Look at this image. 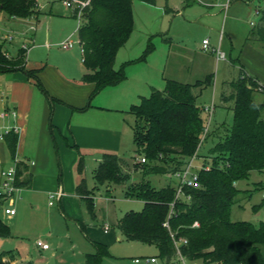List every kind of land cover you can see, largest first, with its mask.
<instances>
[{"label": "rangeland", "instance_id": "obj_1", "mask_svg": "<svg viewBox=\"0 0 264 264\" xmlns=\"http://www.w3.org/2000/svg\"><path fill=\"white\" fill-rule=\"evenodd\" d=\"M65 1L39 0L38 10L28 20L10 19L0 12V42L4 43L8 35H16L11 42V53L8 51L10 54L17 55L25 43L24 38L34 40V45H29L32 47L28 58L25 54L26 68L35 71L39 80H29L27 75L19 73L12 77V83H16L20 92L8 95L3 85L9 83V76L0 75V115L13 110L16 113V117L0 118V123L5 121L15 126L17 120L24 118L23 125L12 128L20 135L16 158H12L4 140L0 139V170H8L22 161L34 163L30 169H42L34 189H18L13 200L4 204V210L13 209L16 215L0 212L1 220L13 236L0 238V259L3 253L14 252L29 264H85L83 257L94 254L93 243H100L107 245L110 253L102 264H137L136 260L141 261L138 264H153L146 262L149 258L157 259L154 264H166L157 247L128 242L116 227L126 213L140 212L144 208L141 199L127 197L129 186L142 181L149 182L155 189L178 185V179L171 174L177 159L148 162L147 167L135 163L145 154L138 151L135 144L134 126L138 119L129 114L130 108L139 105L141 98L150 97L153 89L164 91L168 80L192 85L197 106L202 110L215 108L209 133L192 169L199 172L212 168L215 156L212 149L223 137L225 127L231 129L234 123V101L225 100L231 95V84L238 82L242 69L251 77L250 71L256 70L247 51L256 45L250 40L259 23L258 14L264 10V0H156L155 5L133 0V32L119 50L115 68L120 70L128 62L140 59L149 48L153 51L145 62L125 67L126 80L130 82L123 84L125 90L118 100L114 99L115 92H103L91 103L92 107L109 109L93 119L100 123L97 126L101 131L95 135L101 138V146L111 148L110 153L125 161L121 169L124 175L130 176L124 186L115 187L113 192L97 185L94 179L103 155L109 152L85 150L72 129L76 127L71 125L72 114L66 117L67 106L60 103L64 97L75 98L71 87L77 86L76 82L81 84L82 73L78 30L84 17L81 21L73 18L74 10L68 8ZM204 40L210 43L209 51L203 50ZM66 41H72L74 47L63 50L60 45ZM219 47L226 53L225 60H218L217 54L211 52ZM202 83L204 85L200 86ZM15 95L18 102L13 98ZM21 98H27L30 103L23 105ZM260 100L264 102V95L258 93L255 101ZM13 104L18 106L15 108ZM202 118L206 128L205 111ZM153 165L168 167L170 173L144 176ZM82 182L92 192L91 211L86 202L76 196V184ZM237 189L240 196L232 207L231 219L259 226L264 222V172H252L248 180L237 183ZM57 190H63L61 200L68 217L62 214L60 200L55 199L54 205H50V195ZM104 225L110 230L108 234L104 232ZM39 241L51 250L45 252L38 248ZM185 264L204 262L185 259Z\"/></svg>", "mask_w": 264, "mask_h": 264}, {"label": "trees", "instance_id": "obj_2", "mask_svg": "<svg viewBox=\"0 0 264 264\" xmlns=\"http://www.w3.org/2000/svg\"><path fill=\"white\" fill-rule=\"evenodd\" d=\"M69 1L78 5L88 3L83 9V23L78 30L85 68L81 83L93 85L94 90L87 107L74 109L86 112L103 90L127 79L126 66L145 62L153 50L149 48L143 57L117 70L116 56L134 28L133 0ZM140 1L156 4V0ZM38 7L39 0H0V12L6 13L10 19L28 20L34 17ZM77 14L75 11L73 18L77 19ZM259 16L250 41H258L264 46V10ZM6 51L5 44L0 42V75L21 72L39 82L37 73L26 68L24 51L20 50L18 56L11 59L5 57ZM258 93L264 95V86L242 69L238 82L231 84V95L225 99L226 102L234 101L233 126L231 129L225 127L223 137L212 149L215 155L213 167L199 171V188L185 187L180 200H177V189L171 185L155 189L149 182L142 181L127 188L128 198L144 202L142 211L126 213L117 225L128 242L157 247L160 257L168 263L177 256L175 241H186L180 251L190 261L264 264V222L255 226L231 219L232 207L240 196L236 184L248 180L252 172H264V102L255 101ZM203 111L197 106L193 86L175 81L168 80L164 91L153 89L150 97L141 98V103L133 105L129 114L138 119L134 126L135 144L138 151L144 152L147 162L142 164L137 159L135 163L147 167L149 163H164V159L171 157L177 159L171 174L180 171L198 153L205 131ZM4 142L12 158H16L18 133H6ZM124 163L118 155L105 153L94 176L97 185L106 186L108 190L124 186L130 178L123 174ZM27 169L23 162L19 163L17 183L20 188L31 185L30 175L20 181L21 173ZM169 173L168 167L153 165L144 176ZM77 195L91 211L94 206L92 192L84 182L78 185ZM2 205L4 201L0 200V212ZM0 238H12L10 228L1 218ZM95 249L94 254L87 256L88 264H102L104 257L110 256L105 245L95 244ZM15 258L13 252H5L0 264H13Z\"/></svg>", "mask_w": 264, "mask_h": 264}, {"label": "crops", "instance_id": "obj_3", "mask_svg": "<svg viewBox=\"0 0 264 264\" xmlns=\"http://www.w3.org/2000/svg\"><path fill=\"white\" fill-rule=\"evenodd\" d=\"M29 40H30L29 42H31V45H34V40L32 38H30V37H29ZM223 40H224V38L221 39V41H223ZM247 40H249V38ZM252 42L254 44H256V45L255 46L250 45L252 47H250V49L247 51V56H248L249 61L256 67V70L253 71V72L250 71V73H251V75H253L252 78L255 77L254 79H256L261 85L264 86V47H263V44L260 43V42H258V41H252ZM5 47H6L7 51H9L11 53V51H10V50H12L11 43H6L5 44ZM30 47H32V46H30ZM219 49L222 51L221 47H219ZM203 50L204 51H209L210 50V43H209V48L208 49H204V45H203ZM216 50H218V49L213 48L211 50V52L212 53H215ZM19 51L20 50H18V53L15 56H13L11 54L12 58L13 57H17L18 54H19ZM222 52H224V51H222ZM225 56H226V53H225ZM27 58H28V56H27ZM218 60H221V59L218 58ZM133 66H134V64H133ZM129 68H132V66H130ZM128 70L130 71V69H128ZM84 72H85V68H84L83 59H82V73H81V78H82ZM19 73H21V72L3 74V78L5 76H7V77L9 76L8 79H7L9 81V83L3 85V90H4V92L6 91V93L8 95H13L15 91L16 92H20V91H18V88L19 87L15 86L16 83H12V82H14V81H12V77L18 75ZM81 78H80V83H81ZM28 79L30 80L29 77H28ZM127 82H130V81L126 80V81L122 82L121 84H119L117 86L108 87L105 90H103L100 94H102L103 92H110V93L115 92L116 96L114 95L115 96L114 99L115 100H118L117 98L119 97V94L122 93L123 89L125 90V88L123 87L124 86L123 84L124 83H127ZM76 83H77V86L74 85L75 87H71V89L73 90V92L75 94V98L74 99H71V98H65L64 97L63 98L64 100H60L61 101L60 103H64L67 106L66 107L67 108L66 109L67 111L64 114H65L66 117H68L69 115L72 114V117H71V125H73V126L76 125V127H73L72 129L74 130L75 135H76V137H77L80 145L85 150H87V151L101 150V151H105V152H109L110 153L111 152V148H107V146H105L103 144H102V146L100 145L101 144L100 143L101 138H98L97 139V135H95V134L98 133V131L100 129L97 126L100 123L96 122L97 120L96 121L93 120V119L99 117V114H101L103 112H106L109 109L108 108L101 107V106H94V107H91L90 109H88L86 112H78V111H75L74 109H83V108L87 107V105L89 103V100H90V96H91V94H92V92L94 90V86L93 85H84L82 83L79 85L78 82H76ZM82 86H85V87H82ZM127 87H129V86H127ZM109 90H114V91H109ZM13 98L15 99V102H18L19 98H17L16 95ZM262 101L263 100H260L258 103L261 104V103H263ZM21 103L23 105H26L27 106V104H29L30 102L28 101L27 98H24L23 100L21 98ZM16 106H18V104H13V107L16 108ZM10 110H13V109H10ZM62 112H64V111H62ZM6 113H8V112H6ZM4 115H5V113H3L2 115H0V118H2V119L9 118V116H7V117L4 118ZM262 116L264 117V112H263V115ZM23 119L21 118V120L20 119L17 120L15 122V126L12 123H6L5 121H3L2 124L0 123V130L2 131L3 134H5L8 131L9 132L10 131H15V129H12V128H14V127H17L18 128L19 125H21V124L23 125V122H24ZM63 123H65V122H63ZM99 132H101V131H99ZM16 133H18V132H16ZM18 136H19V142H20V135H19V133H18ZM117 137H118V134H117ZM118 140H119V137H118ZM18 146H19V144H18ZM23 163L28 167V169L26 171L24 170L21 173V175H20V181L26 180L27 175H30L31 176V185L29 187H27V188L26 187H22L21 190L23 189V190L30 191V190L34 189V187L38 184L39 179H40V175L42 173V169H30L31 167H34L35 166L34 163H30V162H28V163L27 162H23ZM78 185L79 184L77 183L76 184V189H75L76 196H78L77 195V187H78ZM236 187H237V184H236ZM59 190H57L56 192H58ZM109 191L110 192L115 191V187L114 188H110ZM62 192H63V190H62ZM12 202L13 201H11V203ZM59 204L61 205L60 206V209L62 211V214L65 215L66 217H68L66 215L68 212H66V210H65V203L62 200H60L59 201ZM120 219L118 220L117 225H118ZM117 225H116V227H117ZM80 228H81V225H80ZM81 229L86 234V232L84 231V229L83 228H81ZM117 229H118V227H117ZM104 232L106 234H108L110 232V230L107 227V225H104ZM119 232H120V230H119ZM120 234L122 235L123 238H125L121 232H120ZM93 244H94V248H95V244H100V243H93ZM102 245H104V244H102ZM105 246H107V245H105ZM37 247L40 248V249H42L38 245H37ZM108 249H109V247H108ZM42 250L45 251V252H48L51 249L49 248L48 250H44V249H42ZM13 254L16 257L15 258V261L13 262V264H29V263H26V262H23L22 260H20L14 252H13ZM88 255H90V254H86L83 257V260H84V263L85 264H88L87 263V256ZM152 259H155L156 262H154V263H157V259L156 258H149V260H152ZM82 262H80V263H82ZM178 262H180V261H179V258L176 256L169 263L166 261V264H177ZM150 263H153V262H150Z\"/></svg>", "mask_w": 264, "mask_h": 264}, {"label": "built area", "instance_id": "obj_4", "mask_svg": "<svg viewBox=\"0 0 264 264\" xmlns=\"http://www.w3.org/2000/svg\"><path fill=\"white\" fill-rule=\"evenodd\" d=\"M87 4L88 3L78 5L77 3L69 1V0L65 1V5L68 8L73 9L74 12L78 11L77 18H79L80 21L82 20V16H83V9L87 6ZM15 36L16 35L12 34V35H8V36L4 37V44L11 43L12 40L15 38ZM24 41H25V43L21 46L20 50L24 51L25 54H27V56H28V51L31 49V47L29 46L31 44V42H29L30 41L29 38H24ZM203 45H204V49H208L209 48V41L205 40ZM60 46L63 50H70L74 47V43L72 41H66V42L62 43ZM215 53L217 54L219 59H221V60L226 59L225 53L222 52L220 49L216 50ZM4 55L8 59L12 58L11 54L8 51H6L4 53ZM204 111L208 115V126L205 128V131H204V134L202 136V140H201L199 148L202 146L203 142L205 141V139L209 133V127H210L215 109H214V107H211V108L204 109ZM10 115H12L13 117H16L15 111L5 113L4 118L7 116H10ZM8 132H6V133H8ZM15 132H17V131L15 130ZM5 134L2 133L0 135V139L4 140ZM197 155H198V153H197ZM196 156H194L193 159L190 162H188L180 171L173 174V176L178 179V185H176V187H175L177 189V200L183 199L185 187H190V188H199L200 187L199 180H198V178H199L198 173L199 172L198 171L195 172L192 169L193 161L196 158ZM138 162L144 164L147 161L145 158H142L141 160H138ZM205 169L209 170L208 167ZM17 182H18V165L17 164H16V166H14L8 170H4V169L0 170V200L4 201V204L8 200H13V197L15 195L16 190L21 189L18 186ZM62 197H63L62 191H58V192L51 194L50 199L52 201L50 202V205H54L53 201L55 199L61 200ZM1 212H4L5 215L12 216V217L16 215V211L13 209H5L4 210V205L1 206ZM195 226H199V225L196 224ZM172 237L175 241V236L173 234H172ZM186 243H187L186 241H183V242L182 241H175V245H176V249H177V257L179 258V261L182 262L183 264H185V258L181 254L180 246L182 244H186ZM37 245L44 250L49 249V246L47 244L42 243L41 241H39L37 243ZM140 262H141L140 260L136 261V263H140ZM146 262L147 263H150V262L154 263V262H156V260L155 259H152V260L147 259Z\"/></svg>", "mask_w": 264, "mask_h": 264}]
</instances>
